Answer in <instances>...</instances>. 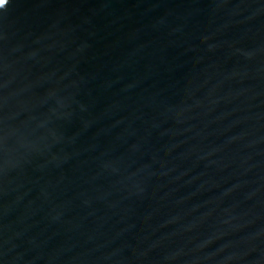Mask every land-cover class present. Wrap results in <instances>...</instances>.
Masks as SVG:
<instances>
[{
	"label": "water",
	"instance_id": "95a60500",
	"mask_svg": "<svg viewBox=\"0 0 264 264\" xmlns=\"http://www.w3.org/2000/svg\"><path fill=\"white\" fill-rule=\"evenodd\" d=\"M0 264H264V0H0Z\"/></svg>",
	"mask_w": 264,
	"mask_h": 264
}]
</instances>
